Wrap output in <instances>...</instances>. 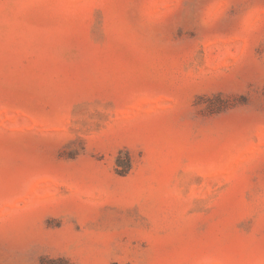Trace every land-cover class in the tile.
<instances>
[{"label":"rangeland","instance_id":"374dc122","mask_svg":"<svg viewBox=\"0 0 264 264\" xmlns=\"http://www.w3.org/2000/svg\"><path fill=\"white\" fill-rule=\"evenodd\" d=\"M264 264V0H0V264Z\"/></svg>","mask_w":264,"mask_h":264},{"label":"trees","instance_id":"16d2710c","mask_svg":"<svg viewBox=\"0 0 264 264\" xmlns=\"http://www.w3.org/2000/svg\"><path fill=\"white\" fill-rule=\"evenodd\" d=\"M41 264H71L67 259L59 257L56 259H43Z\"/></svg>","mask_w":264,"mask_h":264}]
</instances>
